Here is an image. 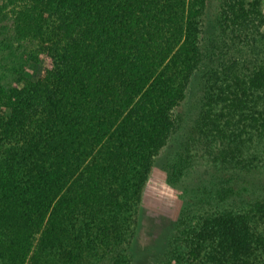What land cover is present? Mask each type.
I'll return each instance as SVG.
<instances>
[{
    "label": "trees",
    "instance_id": "1",
    "mask_svg": "<svg viewBox=\"0 0 264 264\" xmlns=\"http://www.w3.org/2000/svg\"><path fill=\"white\" fill-rule=\"evenodd\" d=\"M160 160L153 264H264V0L0 2V264H136Z\"/></svg>",
    "mask_w": 264,
    "mask_h": 264
},
{
    "label": "rangeland",
    "instance_id": "2",
    "mask_svg": "<svg viewBox=\"0 0 264 264\" xmlns=\"http://www.w3.org/2000/svg\"><path fill=\"white\" fill-rule=\"evenodd\" d=\"M30 67L33 68L32 64ZM40 68L38 64L35 72L38 73ZM162 164L160 160L153 168L144 192V215L137 237L136 264H153L165 246L183 206L181 190L168 182Z\"/></svg>",
    "mask_w": 264,
    "mask_h": 264
}]
</instances>
